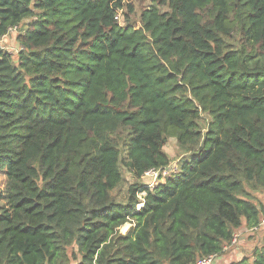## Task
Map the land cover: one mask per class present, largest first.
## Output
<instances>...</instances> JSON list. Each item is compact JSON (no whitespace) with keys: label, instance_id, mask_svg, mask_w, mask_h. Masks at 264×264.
<instances>
[{"label":"trees","instance_id":"16d2710c","mask_svg":"<svg viewBox=\"0 0 264 264\" xmlns=\"http://www.w3.org/2000/svg\"><path fill=\"white\" fill-rule=\"evenodd\" d=\"M134 13L0 0V38L21 44L0 46V264H192L264 218V0ZM171 137L185 154L149 187ZM231 264H264V246Z\"/></svg>","mask_w":264,"mask_h":264},{"label":"rangeland","instance_id":"374dc122","mask_svg":"<svg viewBox=\"0 0 264 264\" xmlns=\"http://www.w3.org/2000/svg\"><path fill=\"white\" fill-rule=\"evenodd\" d=\"M134 7H135V13L132 15V19H134L135 22L139 25V16L144 8H146L147 5H150L152 3V0H132ZM121 16L124 15V13L121 11ZM29 20L25 21L28 22ZM18 34H19V28L14 29L9 32L6 36H3L0 38V46L6 50L11 51L12 53H17L20 48L21 44L18 40ZM15 53V55H16ZM166 151L171 156V162H177L182 156L181 154H185V151L181 150L176 138L171 137L167 145L165 146ZM125 156L127 157L128 154L125 152ZM123 172V181L114 189V193L116 194L117 198L120 201H126L128 197V189L131 183L135 182V178L133 177L132 173L126 168L125 165L121 167ZM154 174L149 173L148 175L143 176L139 181L143 182L147 186H153V184L158 183L159 181H163L162 179L158 178L155 179ZM256 195V202L257 203H264V193L260 191L254 192ZM141 201H143V194H141L140 198ZM129 226H131L132 223H127ZM129 229V228H128ZM123 231V228L121 227L120 230L122 233H126L128 231ZM255 231V233L253 232ZM264 225H260L258 230H248L247 226L242 227V233L241 236L242 240L241 244L239 243V246L237 249H239L240 256H243V254L250 255L253 251V249L256 246H264ZM240 239V238H239ZM239 241V240H238ZM238 256L237 254L234 255V259H236Z\"/></svg>","mask_w":264,"mask_h":264},{"label":"built area","instance_id":"2783aa9c","mask_svg":"<svg viewBox=\"0 0 264 264\" xmlns=\"http://www.w3.org/2000/svg\"><path fill=\"white\" fill-rule=\"evenodd\" d=\"M12 30H14V29L12 28L11 31ZM4 36H6V35H4ZM177 167H178L177 166V162H173L172 164H170L168 167L164 168L163 170L159 169V170H156V171H150L146 175H148L149 173H152V174H154L153 175L154 178L158 179V178H161V177L165 176V174H168L170 172L175 171L177 169ZM143 196H144V193H143ZM142 205H143V202L139 203L138 208H140ZM260 225H264V218L262 219L260 224L258 226H256L254 229H257ZM238 240H239V234L235 233L233 239L231 240V243L227 244L224 247V252L228 251L231 247L235 246L238 243ZM216 257H217V254H212V255H209V256H205V257H202V258L198 259L197 261H195L192 264H213L215 259H216Z\"/></svg>","mask_w":264,"mask_h":264},{"label":"crops","instance_id":"0c3cea01","mask_svg":"<svg viewBox=\"0 0 264 264\" xmlns=\"http://www.w3.org/2000/svg\"><path fill=\"white\" fill-rule=\"evenodd\" d=\"M132 225V224H131ZM259 228V227H258ZM257 229H254V228H248V230H258ZM255 233V231H253ZM239 234V240L238 243L236 244L237 246L236 247H231L228 251H225L219 258H217L213 264H231L232 262L236 261V260H239L241 259L244 255L246 254H243V256H240V252H239V249L238 246H239V243L241 244V241L242 240V237L241 236V233H242V228L237 232ZM237 254V258L234 259V255Z\"/></svg>","mask_w":264,"mask_h":264}]
</instances>
